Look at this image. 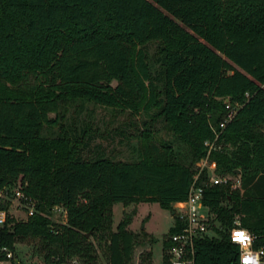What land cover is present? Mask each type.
I'll use <instances>...</instances> for the list:
<instances>
[{"label":"trees","instance_id":"1","mask_svg":"<svg viewBox=\"0 0 264 264\" xmlns=\"http://www.w3.org/2000/svg\"><path fill=\"white\" fill-rule=\"evenodd\" d=\"M226 100L237 107L220 127ZM87 102L140 116L129 159L90 149L94 129L69 122L68 107ZM163 123L169 138L155 135ZM216 132L215 172L240 185H205L217 234L195 240L194 260L237 264L235 219L264 245V0H0V208L19 185L35 209L24 220L7 212L0 259L32 238L43 264H131L135 208L113 227V203L173 212ZM57 204L65 221L50 216Z\"/></svg>","mask_w":264,"mask_h":264},{"label":"rangeland","instance_id":"2","mask_svg":"<svg viewBox=\"0 0 264 264\" xmlns=\"http://www.w3.org/2000/svg\"><path fill=\"white\" fill-rule=\"evenodd\" d=\"M154 47L155 42L149 44L151 51ZM66 115L69 122L72 123L74 121L77 126H81L84 123L94 129L96 136L90 144V149L101 148L109 155L122 159H129L132 156L128 142L135 143L138 141L133 133L137 132L138 128H141L140 116L130 115L127 110H118L110 106L89 102L82 108L78 104H71L67 109ZM131 120L134 123H130ZM157 128L158 130L155 132L157 138L171 137L172 132L166 128L164 123L158 124ZM128 134L130 136L128 138L125 137ZM230 176L232 179L239 177L238 174H230ZM10 201V215L16 220L26 219L28 213L22 207V204L14 196ZM133 208H135V212L129 227L139 232V241L133 249L131 264L137 259L147 261L151 258L154 261H158L163 236L174 221L173 212L170 208L163 207L156 201H142L128 205L116 201L112 206L113 227L116 226L122 217L123 211H130ZM50 216L55 221L66 220L60 210L54 207L51 209ZM142 229L146 230L148 235H142L140 233ZM150 236H154L156 239L151 241ZM37 246V241L32 238L16 240L13 256L7 261V264H43L42 253L37 250ZM103 259L102 252H100V260Z\"/></svg>","mask_w":264,"mask_h":264},{"label":"built area","instance_id":"3","mask_svg":"<svg viewBox=\"0 0 264 264\" xmlns=\"http://www.w3.org/2000/svg\"><path fill=\"white\" fill-rule=\"evenodd\" d=\"M237 104L232 105L226 100V108H228L225 119L219 122V126L223 127L226 121L232 117L236 110ZM219 135L216 132L214 138L204 140L207 151L195 164V173L193 180L189 186L187 197L183 200L173 202V213L176 215L178 230L169 235L170 244L163 248L161 246L160 257L158 261L151 258L149 260L137 259L133 264H196L194 260L195 240L205 235L214 236L217 233L211 225L212 214L202 203L203 190L207 184H215L219 182L231 181V187L235 188L240 185V179H232L230 174H218L215 172L216 163L209 157L212 149L216 148V138ZM219 146V145H218ZM205 172V178L201 175ZM13 196L22 207L26 209L28 215L34 212V200L26 195L19 185L13 188ZM55 209L60 210L66 218V209L63 205H54ZM204 208V209H203ZM8 211L0 208V225L4 223ZM174 223V221H173ZM234 231H246L250 237V243L245 247L239 242H235L239 247L237 264H242V259L249 256V264H264V245H254L256 235L249 231L246 227L239 224L237 219L228 229V236L232 242ZM6 257L0 259V264H6L13 256V251L3 247ZM59 264H82L78 256H72ZM98 264H106L99 262Z\"/></svg>","mask_w":264,"mask_h":264},{"label":"clouds","instance_id":"4","mask_svg":"<svg viewBox=\"0 0 264 264\" xmlns=\"http://www.w3.org/2000/svg\"><path fill=\"white\" fill-rule=\"evenodd\" d=\"M233 240L234 242L241 243L245 247H247V245L250 243V237L246 231H234ZM249 259V256H245L242 259V264H249Z\"/></svg>","mask_w":264,"mask_h":264},{"label":"crops","instance_id":"5","mask_svg":"<svg viewBox=\"0 0 264 264\" xmlns=\"http://www.w3.org/2000/svg\"><path fill=\"white\" fill-rule=\"evenodd\" d=\"M9 211H10V206H9ZM7 264V263H6Z\"/></svg>","mask_w":264,"mask_h":264},{"label":"water","instance_id":"6","mask_svg":"<svg viewBox=\"0 0 264 264\" xmlns=\"http://www.w3.org/2000/svg\"><path fill=\"white\" fill-rule=\"evenodd\" d=\"M87 235H89V233H87Z\"/></svg>","mask_w":264,"mask_h":264}]
</instances>
